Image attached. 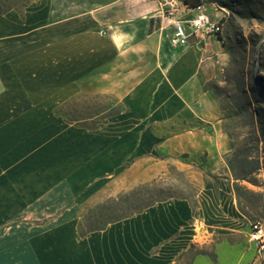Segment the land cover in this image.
I'll use <instances>...</instances> for the list:
<instances>
[{"label": "crops", "instance_id": "crops-1", "mask_svg": "<svg viewBox=\"0 0 264 264\" xmlns=\"http://www.w3.org/2000/svg\"><path fill=\"white\" fill-rule=\"evenodd\" d=\"M174 22L157 0H32L0 13L7 264H182L201 243L197 225L217 240L184 264H251L252 222L242 220L227 178L205 184L192 201H161L92 232L79 227L93 205L153 181L208 139L207 84L226 53L216 36L174 43ZM97 95H114L125 109L92 127L80 123L95 114H65Z\"/></svg>", "mask_w": 264, "mask_h": 264}, {"label": "rangeland", "instance_id": "rangeland-1", "mask_svg": "<svg viewBox=\"0 0 264 264\" xmlns=\"http://www.w3.org/2000/svg\"><path fill=\"white\" fill-rule=\"evenodd\" d=\"M157 2L162 14L160 1ZM201 3L213 11H227L222 15L221 40L226 59L218 77L207 84L213 107H204L214 108L210 119L213 128L207 131L206 141L196 140L191 153L178 156L155 179L193 200L205 184L227 178L233 181V191L244 212L242 220L253 223L264 220V0H201ZM124 109L114 95H97L95 100H81L79 106L67 107L65 114L69 119L95 114L94 121L80 123L92 127ZM106 201L93 205L80 219L83 233L105 223L100 206ZM195 230V238L201 243L182 264L192 254L211 251L217 240L205 228L197 225ZM8 238L0 237V264H7L9 258ZM248 244L251 264H264V251Z\"/></svg>", "mask_w": 264, "mask_h": 264}, {"label": "trees", "instance_id": "trees-1", "mask_svg": "<svg viewBox=\"0 0 264 264\" xmlns=\"http://www.w3.org/2000/svg\"><path fill=\"white\" fill-rule=\"evenodd\" d=\"M187 3L195 8L202 5L201 0H186ZM32 0H0V13H6L11 9L23 10ZM219 38L222 40L221 36ZM161 179H154L149 183L142 184L135 189L121 193L116 198H109L100 208L103 209L105 223L88 232L100 230L111 223L129 218L141 213L152 205L169 199H187L192 201L188 195H180L172 191ZM199 191H197L196 195ZM196 197V196H195ZM195 200V198L193 199Z\"/></svg>", "mask_w": 264, "mask_h": 264}, {"label": "built area", "instance_id": "built-area-1", "mask_svg": "<svg viewBox=\"0 0 264 264\" xmlns=\"http://www.w3.org/2000/svg\"><path fill=\"white\" fill-rule=\"evenodd\" d=\"M162 8V15L168 19L175 20V31L173 42L179 45H187L189 38L194 36L197 39H203L207 36H216L219 33H213V22L216 19L206 13L205 5L202 4L192 8L186 0H159ZM194 9L196 14L189 20L177 18L180 11ZM221 11V10H220ZM224 12L227 11H221ZM190 30V31H189ZM248 240L255 244L259 252L264 251V220L258 219L251 224V230Z\"/></svg>", "mask_w": 264, "mask_h": 264}, {"label": "bare ground", "instance_id": "bare-ground-1", "mask_svg": "<svg viewBox=\"0 0 264 264\" xmlns=\"http://www.w3.org/2000/svg\"><path fill=\"white\" fill-rule=\"evenodd\" d=\"M213 33H219V36H222L224 33V19L221 17V20H216L213 22Z\"/></svg>", "mask_w": 264, "mask_h": 264}]
</instances>
